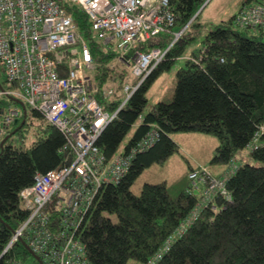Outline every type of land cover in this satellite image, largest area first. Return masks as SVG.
Segmentation results:
<instances>
[{"label":"trees","instance_id":"trees-1","mask_svg":"<svg viewBox=\"0 0 264 264\" xmlns=\"http://www.w3.org/2000/svg\"><path fill=\"white\" fill-rule=\"evenodd\" d=\"M202 3L203 0H170L176 15L174 29L187 26L164 60L99 135L97 145L107 158L117 152L122 138L137 122L147 103L145 92L150 82L184 54L186 42L193 37L183 35L194 24L193 16ZM252 3L264 1L244 0L236 13L204 35L198 50L188 55L198 61L185 59V65L176 70L170 96L157 101L137 126L124 151L134 146L152 124L158 128V140L135 154L120 181L103 186L97 194L79 231L90 264H126L130 258L148 264L158 252L161 257L154 264H264V30H251L234 22L241 8ZM65 6L92 54L98 101L105 110L113 111L122 100L107 99L104 89L117 83L122 90L129 75L120 61L123 66L111 65L120 55L118 44L103 45L85 12L76 5ZM172 40L171 33H161L140 48L164 49ZM28 118H37L39 123L33 127L30 121L33 139L25 146L23 131ZM173 131L216 136L213 160L220 164L228 165L237 159L240 150L252 146L249 159L237 164L227 178L225 188L230 200L218 192L203 201L206 184L193 187L188 178L194 168L186 172L183 181L178 180L181 185L144 182L139 194L131 191L133 181L146 167L165 161L177 151ZM255 133L258 135L253 142ZM5 136L8 137L0 146V252L26 217L27 210L19 196L21 189L32 183L36 172L59 167L66 157L61 150L62 133L35 110L26 109L0 142ZM106 213L114 214L116 220ZM192 214L186 228L177 233ZM29 253L21 239L0 256V264H10L13 256L25 259ZM35 264H40L38 257Z\"/></svg>","mask_w":264,"mask_h":264},{"label":"built area","instance_id":"built-area-1","mask_svg":"<svg viewBox=\"0 0 264 264\" xmlns=\"http://www.w3.org/2000/svg\"><path fill=\"white\" fill-rule=\"evenodd\" d=\"M68 2L85 12L103 45L118 44V61L128 67L131 79L123 83L124 100L113 111L103 108L96 96L98 85L92 75L84 72V69H94L95 63L65 6ZM68 2L0 0L3 76L0 100L4 99L0 102V137L25 115L26 109L40 113L44 121L64 137L63 164L46 172H36L32 183L19 192L27 214L0 252V256L6 254L23 239L40 264H90L79 231L97 194L103 186L120 181L135 154L153 146L159 131L154 124L150 125L134 146L115 152L110 158L97 145V139L151 71L164 60L167 50L183 31L173 32L176 15L170 0ZM234 22L251 30H264V4L244 5ZM161 33L173 34V41L164 49L152 47L145 51L140 48ZM77 43L79 49L72 47ZM131 50L132 54L126 57ZM186 58L198 61L191 56ZM107 91L105 95L112 93ZM257 135L255 133L253 142ZM236 167V161L231 160L224 173L216 177L207 167L199 166L188 172V178L193 187L206 184L203 201L218 192L230 200L225 184ZM193 217L194 214L177 233H181ZM160 257L161 252H158L148 264H154ZM10 264H20L19 258L13 256Z\"/></svg>","mask_w":264,"mask_h":264},{"label":"rangeland","instance_id":"rangeland-1","mask_svg":"<svg viewBox=\"0 0 264 264\" xmlns=\"http://www.w3.org/2000/svg\"><path fill=\"white\" fill-rule=\"evenodd\" d=\"M64 1L68 2L69 0ZM243 1L244 0H203V3L194 15V24H192L183 35L184 38L190 36L193 37L189 42H186L184 54L175 59L167 69L160 71L150 82L145 92L147 103L140 112L137 122L130 127L126 135L122 138L116 150L117 152L124 151L125 146L132 138L137 126L143 121L145 115L150 111L152 106L157 101L164 99L165 96H170L174 88L176 70L185 65V59L188 55L198 50L201 46V41L204 35L219 21L227 20L234 13H236ZM186 26L187 24L181 29L184 30ZM175 29L173 32L178 31V28ZM179 37H181V35ZM72 47H77L79 49V43L73 45ZM119 64L120 66H123L117 59H115L111 65L119 66ZM125 67L128 69L127 66ZM84 72L86 74L93 75L94 70L84 69ZM2 77L0 69V81H2ZM130 79L131 77L128 75L124 82H129ZM116 85L117 83H115L114 86H109L110 88L105 87L104 92H108L107 90L112 91V93L108 94L107 99L112 100L118 97V99L123 101L124 93L116 87ZM30 121L33 122V127L39 123L37 118L27 119V124L24 127L26 130L23 131V144L25 146H28L29 142L33 139L31 126L29 124ZM171 137L177 143V151L172 153L165 161L153 163L149 167H146L135 178L131 185V191L134 194H139L141 186L144 182H165L168 186L172 184H176L175 186L181 185L183 181L182 177L190 170V168L206 166L210 171H213L214 174V167L218 164L216 160H213L215 147L218 143L216 136L200 131H173L171 133ZM251 147L252 146L249 145L239 151L237 159H235V161L237 160V164H242L244 161L249 159ZM222 166L225 167L223 169L224 171L226 167L228 168L229 164L227 165L223 163ZM220 175L221 174H215V176ZM178 180L182 181L179 182ZM105 216L109 217L111 220H116V216L114 214L106 213ZM19 261L20 264H35L37 262V257L34 254L29 253L25 259L19 258ZM126 264H139V262L136 259L130 258L127 260Z\"/></svg>","mask_w":264,"mask_h":264},{"label":"crops","instance_id":"crops-1","mask_svg":"<svg viewBox=\"0 0 264 264\" xmlns=\"http://www.w3.org/2000/svg\"><path fill=\"white\" fill-rule=\"evenodd\" d=\"M206 167V166H205ZM225 167L224 166H222V164H220V163H218L215 167H214V174H213V171H210L209 169V171H210V173L212 172V174H213V176L215 175V174H223L224 173V171L227 169V167H226V169L223 171V169H224ZM223 171V172H222ZM217 177V176H216Z\"/></svg>","mask_w":264,"mask_h":264},{"label":"water","instance_id":"water-1","mask_svg":"<svg viewBox=\"0 0 264 264\" xmlns=\"http://www.w3.org/2000/svg\"><path fill=\"white\" fill-rule=\"evenodd\" d=\"M7 137H8V136H5V138H4L3 140H1V142H0V146H2L3 141H4Z\"/></svg>","mask_w":264,"mask_h":264},{"label":"bare ground","instance_id":"bare-ground-1","mask_svg":"<svg viewBox=\"0 0 264 264\" xmlns=\"http://www.w3.org/2000/svg\"><path fill=\"white\" fill-rule=\"evenodd\" d=\"M193 18H194V16H193ZM193 18H192V19H193ZM192 19H191V20H192ZM191 20H190V21H191ZM190 21H189V22H190ZM189 22H188V23H189ZM173 30H174V29H173ZM172 35H173V34H172ZM172 41H173V40H172ZM174 42H175V41H174ZM174 42H173V43H174ZM173 43H172V44H173ZM26 247H27V245H26ZM27 248H28V247H27ZM32 254H33V253H32ZM35 256H36V255H35ZM36 257H37V256H36Z\"/></svg>","mask_w":264,"mask_h":264}]
</instances>
